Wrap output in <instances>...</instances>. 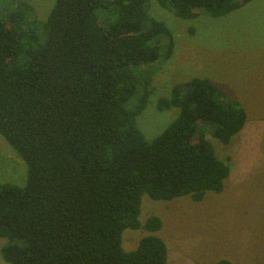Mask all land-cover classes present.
<instances>
[{"label":"trees","instance_id":"obj_1","mask_svg":"<svg viewBox=\"0 0 264 264\" xmlns=\"http://www.w3.org/2000/svg\"><path fill=\"white\" fill-rule=\"evenodd\" d=\"M0 14V134L27 165L22 186L0 182V238L11 264H167L152 216L140 229L142 198L172 200L222 191L223 143L245 126L238 100L225 106L208 78L159 96L177 118L149 140L137 125L154 92L146 65L171 57L174 37L148 12L151 0H55L41 19L27 0ZM172 14L226 15L251 0H157ZM166 50L162 53V45ZM216 264H233L221 259Z\"/></svg>","mask_w":264,"mask_h":264},{"label":"rangeland","instance_id":"obj_2","mask_svg":"<svg viewBox=\"0 0 264 264\" xmlns=\"http://www.w3.org/2000/svg\"><path fill=\"white\" fill-rule=\"evenodd\" d=\"M41 19L50 14L55 0H27ZM149 13L172 31L174 50L146 65L153 76L154 92L137 117V125L149 140L162 133L178 116L173 106L160 110L159 96L169 97L172 88L193 77L208 78L219 90V100L227 106L238 100L245 108L244 128L223 143L208 125L206 138L219 158L228 161L231 172L222 191H208L195 201L192 196L172 200L142 198L140 229L127 228L123 243L136 248L149 233L145 222L160 217L156 232L168 246L167 264H216L221 259L233 264H264V0H251L223 16L201 13L183 18L151 0ZM10 10L8 0H0V14ZM162 45V53L166 50ZM27 165L0 134V182L24 185ZM0 238V264L4 260Z\"/></svg>","mask_w":264,"mask_h":264}]
</instances>
